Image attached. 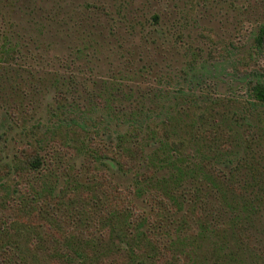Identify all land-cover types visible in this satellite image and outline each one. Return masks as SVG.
Masks as SVG:
<instances>
[{
  "label": "trees",
  "instance_id": "obj_1",
  "mask_svg": "<svg viewBox=\"0 0 264 264\" xmlns=\"http://www.w3.org/2000/svg\"><path fill=\"white\" fill-rule=\"evenodd\" d=\"M17 1L22 4L20 0H0V65L5 68L18 65L56 69L55 74L59 76L55 79V88L60 90L53 99L58 96L60 102H65L70 96V102L79 105L78 101L84 98L91 107L104 101L107 103L105 108H113L114 113L120 112L123 107L117 102H110V93L107 92L110 79H103L102 85L97 87L96 81L91 79L95 74L86 67L58 64L66 69L62 72L51 64L54 59H59L58 56H51L39 37L29 34L27 28L20 27L21 24L14 21L11 7L16 6ZM33 5L34 1L29 0L22 7L34 15L38 7L35 5L34 8ZM55 10L56 7H48L42 11L41 17L47 21L61 19L64 24V18H59ZM160 19L155 14L152 23L158 24ZM87 20L77 18L74 25L70 21L65 22L77 27L75 32L84 23V30L90 32L94 25H89ZM77 36L79 38V34ZM91 40L90 37L87 43L83 39L72 49L82 56H88L92 48ZM254 49V54H264V20L254 38ZM96 54L94 52V56ZM254 54L251 56L254 57ZM150 70L149 65L143 67L139 75L133 74L129 79L132 80L135 75L138 79L143 77L142 81H149ZM260 74L256 72L255 78L250 81L252 100L241 102L244 103L242 110L232 113L227 111L228 102L226 107L224 105L225 116L220 130L212 128L203 132L205 141L216 139L217 132L229 137L232 134L237 140L238 133L241 134L242 129L246 128L237 140H242L243 150H240L238 142H232L230 144H234L237 151L224 153L222 160L219 159L221 153L215 147V142L208 146L207 142L202 144L198 139L195 142L192 140L194 137H190L188 140L194 144L186 152L185 148L189 147L186 138L172 140V132H168V129L164 131L167 137L159 138L152 125L156 117L162 119L164 127L176 117L179 126L183 123L178 120V115H181L177 112L176 102H169L168 106L154 103L162 96H173L174 90L161 86L153 89L156 94L151 99V106H148V102H139L136 110L126 112L131 118L124 120V131L112 130L103 124L93 126L94 130L83 127L85 140L90 143L95 141L94 148L87 146L85 151L77 146L78 142L84 141L72 137L53 140L51 144L54 148L49 154L43 153L32 143L20 146L12 169L17 176V191L23 199L21 202L0 204V264H20L16 260V246L10 237L13 228L28 224L30 204L36 202L47 206L40 214L53 216L57 215V211L50 210L55 208V203H64L58 199L65 196L71 201L77 200L75 204L81 208V217L78 224L73 225L75 214L66 208L61 211L70 218L63 222L70 229L79 228L78 244L91 243L99 253L93 257L94 263L87 264H118L119 260H124L126 264H264V79ZM110 77L118 80L126 76L121 72L118 77L115 74ZM62 85L65 89L60 87ZM175 91L186 94L185 89ZM155 105L161 109L159 116L155 114ZM62 106L67 104L62 103ZM173 112L178 114L173 116ZM8 119V111H1L0 120ZM72 122L76 126L80 123L75 118H72ZM225 148L229 149L230 145ZM159 151L165 156L160 157ZM77 153L87 155L84 168L75 172L77 176L67 175L63 184L48 180L42 187H34L33 179L58 175L54 171L56 163L66 162L65 169L73 168V161H69L67 156L74 157ZM151 161L155 169H150L145 177L138 175L135 185L131 187L122 186L106 170L98 167V164L106 167L114 165L130 171L142 162ZM186 190H190V195ZM24 200L28 203H24ZM36 226L29 224L24 229L36 233ZM84 230L88 232L86 236H82ZM100 244L103 245L100 247ZM83 259L87 257L84 255Z\"/></svg>",
  "mask_w": 264,
  "mask_h": 264
},
{
  "label": "rangeland",
  "instance_id": "obj_2",
  "mask_svg": "<svg viewBox=\"0 0 264 264\" xmlns=\"http://www.w3.org/2000/svg\"><path fill=\"white\" fill-rule=\"evenodd\" d=\"M20 1L22 4L17 1L16 6L11 7V15L14 21L21 24L20 27L27 28L29 34L42 40L51 56H58L59 59H54L51 64L62 72L66 69L58 64L86 67L95 74L91 79L96 81L97 87L102 85L103 79H110L107 84L110 87L107 90L110 102H117L123 108L114 113L113 108H105L107 103L103 99L95 107L87 105L84 98L78 101L79 105L70 102V96L63 99L65 102H60V97L52 98L60 90L55 88V79L59 76L55 74L56 69L18 65L5 68L0 65V113L6 109L9 116L7 121L0 120V204L21 202L23 199L17 191V176L12 167L18 148L24 144L32 143L43 153L49 154L54 148L51 144L53 140L72 137L84 141L78 142L77 146L85 151L87 146L94 148L95 141L90 143L85 140V128L94 130V127L103 124L112 130L124 131V120L131 118L126 112L136 110L139 102H148V106H151V99L156 94L153 89L161 86L174 90L173 96H162L154 103L168 106L169 102H176L177 112L181 115H178V120L183 123L179 126L176 117L164 127L162 119L156 117L152 125L159 138L167 137L166 129L172 132V140L186 138L189 147L185 149L189 152L194 144L192 140L197 142L198 139L199 143H204L203 132L212 128L220 130L228 102L227 111L232 113L242 110L244 103L241 102L252 100L250 81L255 78L256 72L262 73L260 75L264 79V54H254V38L264 20V0H33L38 7L34 15L22 7L29 0ZM48 7H56L55 13L59 14V18H64V24L61 19L47 21L41 17L42 11ZM155 14L161 18L158 24L152 23ZM69 17L72 19L69 20ZM77 18H87V23L94 25L90 32L84 30V23L75 32L77 27L71 25L77 22ZM65 21H70L71 25ZM84 32L87 35L83 36ZM90 37L92 48L89 49V57L74 52L72 48L83 39L89 43ZM94 52L97 53L95 56ZM253 54L254 57L251 56ZM148 65L152 69L149 81H142L143 77L138 79L135 75L132 80L129 79L133 74L139 75L140 69ZM121 72L126 76L124 79L110 77L114 74L118 77ZM60 87L65 89L63 85ZM175 89H185L186 94L178 93ZM62 103L67 106H62ZM157 106L154 107L155 114L159 116L161 109ZM72 118L80 121L78 126L73 124ZM245 129L238 133L237 138L242 137ZM95 132L98 135V130L95 129ZM190 137L194 139L188 140ZM237 140L232 134L229 137L217 132L216 139H206L205 142L208 146L215 142V147L221 153L219 159L222 160L224 153L237 151L234 147L236 142L243 150L242 140ZM232 142L234 144L231 145ZM228 144L230 148L226 149ZM61 153L64 155V150ZM147 153L150 151L147 150ZM80 154L67 156L69 161H73V168L65 169L64 161L56 163L54 171L58 175L33 179L34 187H42L48 180L63 184L67 175L77 176L75 172L84 168L87 157L84 153ZM159 156L165 155L159 151ZM152 161L142 162L130 171L111 164L108 167L98 164V167L106 170L122 186L131 187L135 185L138 175L145 177L150 169H155ZM186 191L190 195V190ZM58 200L64 203H53L55 208L50 210L57 211V215H41V210L48 207L33 202L29 206L28 224L12 229L10 239L16 246V260L20 264L95 262L93 257L99 254L96 248L91 243L78 244L79 228L70 229L63 222L70 218L61 211L67 208L75 214L73 225L78 224L81 208L75 204L77 200L71 201L67 196ZM24 203L28 202L24 200ZM29 224L38 225L36 233L24 229ZM84 231L82 236L88 233ZM84 255L87 259H83ZM117 263L126 264L124 260Z\"/></svg>",
  "mask_w": 264,
  "mask_h": 264
}]
</instances>
